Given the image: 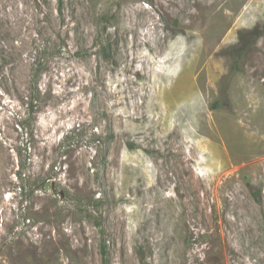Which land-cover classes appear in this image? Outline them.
<instances>
[{"label":"rangeland","instance_id":"374dc122","mask_svg":"<svg viewBox=\"0 0 264 264\" xmlns=\"http://www.w3.org/2000/svg\"><path fill=\"white\" fill-rule=\"evenodd\" d=\"M0 264H264V0H0Z\"/></svg>","mask_w":264,"mask_h":264},{"label":"trees","instance_id":"16d2710c","mask_svg":"<svg viewBox=\"0 0 264 264\" xmlns=\"http://www.w3.org/2000/svg\"><path fill=\"white\" fill-rule=\"evenodd\" d=\"M45 62L41 61L40 59H34V62L32 63V72L29 77V83H28V91L30 94L28 95V101H26L27 105V115L26 116H21L18 115L16 116L17 123L21 125L24 129H27L31 125V120H36L37 114L40 111V105H41V89H40V74L42 73L44 67H45ZM34 132H31V135L33 136ZM22 168H24V165H21ZM19 178L24 181L25 187H31V184L29 181H27L26 176H23L22 172H19ZM45 181L42 180L40 182H35L37 183L35 187H42ZM101 253L104 257H106L107 252H106V244L103 241L101 244Z\"/></svg>","mask_w":264,"mask_h":264}]
</instances>
